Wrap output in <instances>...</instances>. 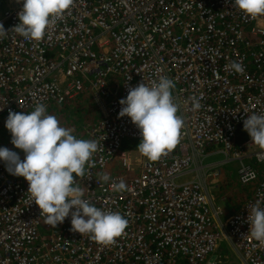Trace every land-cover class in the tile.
<instances>
[{"label":"built area","instance_id":"2783aa9c","mask_svg":"<svg viewBox=\"0 0 264 264\" xmlns=\"http://www.w3.org/2000/svg\"><path fill=\"white\" fill-rule=\"evenodd\" d=\"M2 1L9 7L0 23L10 30L22 0ZM161 75L175 83L184 126L176 148L153 162L124 146L141 136L129 117L118 118L119 101ZM86 91L100 118L85 131L100 150L77 184L84 199L119 212L128 226L103 246L72 232L70 215L56 228L46 225L28 182L0 161V264H212L209 255L224 241L243 264H264V244L248 234L249 209L258 201L264 208V150L250 136L235 146L244 120L264 114V16H246L234 0H74L40 41L14 32L0 39L1 124L9 110L66 107ZM212 148L238 161L240 185L254 183L224 228L208 195L219 171L208 172L202 160ZM120 180L127 187L116 191Z\"/></svg>","mask_w":264,"mask_h":264},{"label":"clouds","instance_id":"9594fccd","mask_svg":"<svg viewBox=\"0 0 264 264\" xmlns=\"http://www.w3.org/2000/svg\"><path fill=\"white\" fill-rule=\"evenodd\" d=\"M73 2L22 0L23 7L17 13L19 23L10 30H5L0 23V39L14 32L25 40L40 41L46 28L62 18ZM234 6L248 17L264 16V0H234ZM230 67L236 73L244 71L238 61H233ZM174 88V81L161 75L158 82L153 81L151 85L142 82L129 88L126 98L119 101L122 107L118 118L129 117L139 130L141 141L136 149L149 161L166 156L180 141L184 119L178 115L181 105L173 96ZM189 100L194 109L201 107L195 97ZM5 127L11 134V143L25 155L21 160L17 152L0 147V161L4 162L9 174L28 182L31 203L34 201L39 207L46 225L56 228L70 215L72 232L88 235L103 246L113 244L115 238L124 233L128 220L119 212L102 210L84 199V191L77 184L76 178L84 176L85 165L100 150L96 140L77 139L72 129L62 127L42 103H36L30 113L9 110ZM243 129L252 143L264 150V114L248 116ZM101 179L108 182L110 177L103 174ZM112 187L123 191L127 185L120 180L113 182ZM248 222V234L264 244V208L259 201L249 209Z\"/></svg>","mask_w":264,"mask_h":264},{"label":"rangeland","instance_id":"374dc122","mask_svg":"<svg viewBox=\"0 0 264 264\" xmlns=\"http://www.w3.org/2000/svg\"><path fill=\"white\" fill-rule=\"evenodd\" d=\"M8 7V2L2 1L0 3V15H2ZM94 50L97 51V48L94 47ZM68 106L70 107H61V110H59V114L62 117L60 125L72 129V134L77 139L88 140L89 135L86 133L85 129L100 118L99 111L92 100L91 93L89 91L84 92L74 98ZM67 109L69 111H67ZM48 111L49 110H47V112ZM247 137H249V134L245 130L238 131L235 140V146L237 149L245 142ZM140 141V139L127 140L126 144L129 145V150H132L133 148L136 149ZM0 147H7L12 151L17 152L20 155L21 160L24 159L25 154L22 150L14 147L11 143L10 132L6 129L5 124L1 123ZM248 151V155H251V149H248ZM138 156H141V154H138ZM195 160L194 166L196 167L199 165V160ZM202 160L207 166L206 169L208 172L214 169L219 171L216 186H212L211 188L208 187V195L211 199V208L216 214L217 223L222 226L221 228H224L228 217L234 214L242 206L248 196L251 195L254 183L243 186L240 185L237 178L238 161L234 158L230 159V157L222 155L218 149L212 148L209 151L206 150L203 154ZM213 166L216 167L214 168ZM129 176L131 175L128 174L127 177ZM191 177L192 176H189L188 179ZM208 258L212 264H214L215 261H220L221 264H243L241 256L229 241L220 243L218 248L211 253Z\"/></svg>","mask_w":264,"mask_h":264},{"label":"trees","instance_id":"16d2710c","mask_svg":"<svg viewBox=\"0 0 264 264\" xmlns=\"http://www.w3.org/2000/svg\"><path fill=\"white\" fill-rule=\"evenodd\" d=\"M66 107L69 108L70 106H66ZM66 107H63V108H66ZM47 110H49L48 113H50L51 115H55L58 118V120L61 121L62 117L59 114V110H61V106L51 105L47 108ZM67 111L69 110L67 109ZM124 146L127 149H130L129 145H127L126 143L124 144Z\"/></svg>","mask_w":264,"mask_h":264},{"label":"crops","instance_id":"0c3cea01","mask_svg":"<svg viewBox=\"0 0 264 264\" xmlns=\"http://www.w3.org/2000/svg\"><path fill=\"white\" fill-rule=\"evenodd\" d=\"M88 140H90V138H89V136H88ZM126 143V142H125ZM132 151L136 154V155H138V154H140L139 152H138V150H136V149H132ZM142 156V155H141Z\"/></svg>","mask_w":264,"mask_h":264}]
</instances>
